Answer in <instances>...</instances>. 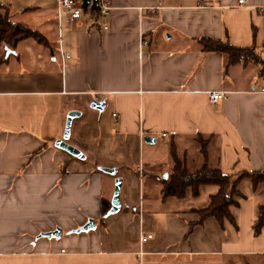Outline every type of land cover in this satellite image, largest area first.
I'll list each match as a JSON object with an SVG mask.
<instances>
[{
  "label": "crops",
  "instance_id": "0c3cea01",
  "mask_svg": "<svg viewBox=\"0 0 264 264\" xmlns=\"http://www.w3.org/2000/svg\"><path fill=\"white\" fill-rule=\"evenodd\" d=\"M0 2L13 23L45 40L0 47V264H264V229L253 230L264 183H239L235 224L224 229L209 219L190 231L214 187L199 198L162 195L172 147L191 170L204 165L202 144L225 174L264 168L261 66L229 68L198 43L264 55V0H108L107 19L62 26L57 0ZM214 91L227 99L212 105ZM95 100L105 102L102 112ZM72 110L82 116L69 143L85 160L55 147ZM97 167L123 179L122 209L103 221L116 177ZM90 220L96 229L79 232ZM56 229L59 240L40 237ZM141 234L153 237L142 245Z\"/></svg>",
  "mask_w": 264,
  "mask_h": 264
},
{
  "label": "trees",
  "instance_id": "16d2710c",
  "mask_svg": "<svg viewBox=\"0 0 264 264\" xmlns=\"http://www.w3.org/2000/svg\"><path fill=\"white\" fill-rule=\"evenodd\" d=\"M33 39L40 44L44 43V37L37 31L13 23L9 16V7L0 2V47L15 49L19 42ZM204 53H220L227 60V66L237 67L248 63L261 66V74L264 75V55L255 47L239 48L230 43L219 40L203 38L198 40ZM201 153L204 157V165L197 170H191L185 160H181L175 147L171 153L175 159V166L168 177L162 179L163 199H185L187 197L199 198L206 187H214L215 193L211 194L206 206L194 209L192 213L199 218L190 224V231L197 226H203L209 219H214L224 229L226 221L235 224L231 208L238 205V198L242 197L238 192V185L244 179H249L254 189L264 183V168L258 172H243L239 175L225 174L218 167H211L208 162V154L205 144H202ZM97 167L96 169H98ZM110 210L107 202L103 203L102 221ZM264 229V207H260L256 223L253 226L254 236L260 237Z\"/></svg>",
  "mask_w": 264,
  "mask_h": 264
},
{
  "label": "built area",
  "instance_id": "2783aa9c",
  "mask_svg": "<svg viewBox=\"0 0 264 264\" xmlns=\"http://www.w3.org/2000/svg\"><path fill=\"white\" fill-rule=\"evenodd\" d=\"M248 0H238V6L244 7ZM110 5L108 0H57V21L60 26L64 23L72 24L76 21H80L89 16L92 23H97L100 19H107L110 14ZM103 29L109 30L107 22L103 23ZM264 92V89L262 90ZM227 94L224 92H210L209 100L212 105H217L220 101L226 100ZM163 138L166 134L162 135ZM152 235L145 236L140 235V244L146 243L152 239ZM64 252V251H62ZM143 253H140L138 257L142 258ZM139 264H142L141 262Z\"/></svg>",
  "mask_w": 264,
  "mask_h": 264
},
{
  "label": "water",
  "instance_id": "95a60500",
  "mask_svg": "<svg viewBox=\"0 0 264 264\" xmlns=\"http://www.w3.org/2000/svg\"><path fill=\"white\" fill-rule=\"evenodd\" d=\"M91 108L96 111L102 112L105 108V102L95 100L92 102ZM81 116H82V112L78 110H72L67 114L63 139L58 140L55 143V147L58 148L59 150H62L68 153L69 155L77 159L85 160L86 159L85 154L80 149H78L77 147L69 143L71 139V135H72L73 123L77 118H80ZM145 142L155 143L156 140L153 138H145ZM98 169L99 171L107 175L116 177L115 178V190H114L113 198L111 201V208L106 215V217H110L112 215L118 214L122 209L121 192L123 189V179L118 176V169L116 168L99 167ZM94 229H96V223L94 222V220H90L88 224H86V226H84L83 228L79 230V232L81 233L89 232ZM61 236H62V231L60 229H56L53 232L44 233L40 237L59 240Z\"/></svg>",
  "mask_w": 264,
  "mask_h": 264
},
{
  "label": "rangeland",
  "instance_id": "374dc122",
  "mask_svg": "<svg viewBox=\"0 0 264 264\" xmlns=\"http://www.w3.org/2000/svg\"><path fill=\"white\" fill-rule=\"evenodd\" d=\"M24 18H26V17H23V19H24ZM36 18H37V17H36ZM18 21H19V20H18ZM30 21H31V22H30V24L34 26V24H35V23H34V22H35V20H34V19H32V20H30ZM180 149H184V148H182V147H179V150H180ZM190 154H191V153H190Z\"/></svg>",
  "mask_w": 264,
  "mask_h": 264
}]
</instances>
